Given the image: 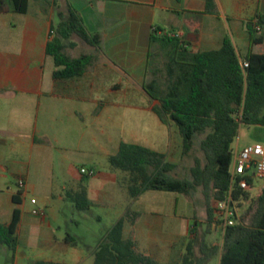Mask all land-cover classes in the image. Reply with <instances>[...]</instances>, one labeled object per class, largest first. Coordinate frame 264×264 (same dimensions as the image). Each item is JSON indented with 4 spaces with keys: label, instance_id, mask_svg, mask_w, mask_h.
<instances>
[{
    "label": "crops",
    "instance_id": "crops-1",
    "mask_svg": "<svg viewBox=\"0 0 264 264\" xmlns=\"http://www.w3.org/2000/svg\"><path fill=\"white\" fill-rule=\"evenodd\" d=\"M69 7L100 42L93 46L78 35L64 40L70 58L93 59L84 74L56 79L47 45ZM258 18L264 21V0H212L211 5L208 0H29L26 13L14 12L5 1L0 8V224H10L16 208L21 223L16 250L0 248L13 252V264L94 261L106 231L122 217L124 239L158 264H183L190 242L191 264L208 249L221 248L219 230L208 229L205 199H198L202 207L197 216V206L186 194L148 190L132 198L130 175L113 168L109 158L122 142L165 154L162 142L168 133L170 141L178 134L153 112L158 102L144 90L154 79L149 55L158 46L152 44L157 29V37L176 38L195 53L218 50L230 39L243 62L250 53H264V23L257 34L261 44H252L246 26ZM83 46H88L86 52L78 53ZM82 168L95 175L82 174ZM82 189L92 203L85 211L67 197ZM119 191L129 194L120 205ZM19 192L22 201L16 204L13 197ZM106 206H115L107 212L109 226L92 240L81 238L89 250L79 251L78 236L68 234L76 212L101 222L103 217H95L92 209ZM23 245L39 251L21 254ZM220 262L221 249L204 264Z\"/></svg>",
    "mask_w": 264,
    "mask_h": 264
},
{
    "label": "trees",
    "instance_id": "trees-1",
    "mask_svg": "<svg viewBox=\"0 0 264 264\" xmlns=\"http://www.w3.org/2000/svg\"><path fill=\"white\" fill-rule=\"evenodd\" d=\"M8 1L11 10L26 13L29 0H0V8ZM212 0H208L211 5ZM262 26L264 21L257 19ZM254 22L246 24L252 44H261ZM152 37V44L159 49L149 55L150 71L154 79L144 85V90L153 101V112L168 127L178 128L182 137L183 154L193 149L197 135L211 132L201 142L205 164L196 159L191 168V178L174 177L175 165L167 161L166 155L139 144L122 142L116 155L109 158L110 165L130 175L128 192L132 198L148 190L177 192L190 195L202 188L207 207V225L210 229L218 221L215 200L222 197L230 182L233 148L241 124L264 127V53H250L244 61L249 63L243 69L240 57L230 39H226L218 50L207 52L189 51L178 39L166 34ZM78 35L87 43L97 46L98 35H90L78 12L69 7L66 19L60 22L56 35L47 45V54L52 56L56 66L54 77L71 78L84 74L93 57L82 55L70 58L64 52V40ZM163 61L166 76L161 81L160 62ZM218 190V192H216ZM22 192L13 197L20 204ZM246 197L249 194L246 193ZM67 197L79 211L90 209L84 189L70 192ZM248 212L252 219L228 227L223 235L222 246L208 249L196 264H204L221 249L220 264H264V190L252 200ZM21 210L16 208L8 225L0 224V245L12 251L18 245V229ZM125 218L111 226L94 253V264H158L151 258L136 252L134 242L123 237ZM76 245L75 239H71ZM193 242L184 255L183 264H191ZM33 264H65L50 261H36Z\"/></svg>",
    "mask_w": 264,
    "mask_h": 264
},
{
    "label": "rangeland",
    "instance_id": "rangeland-1",
    "mask_svg": "<svg viewBox=\"0 0 264 264\" xmlns=\"http://www.w3.org/2000/svg\"><path fill=\"white\" fill-rule=\"evenodd\" d=\"M157 48H154L153 51H157L159 49V45L156 46ZM86 49H88V46L82 47L78 50V53H85ZM160 67V73L158 75V78L161 81L165 80L166 72L165 68L163 67V61L160 62L159 64ZM178 129V128H177ZM177 136L173 134L172 141L169 139V133L167 135V139L165 142H162V150L167 154L168 160L176 162V168L174 171L171 173L174 177L177 178H182V179H190L191 178V168L195 166L196 164V159H199L202 164H205V156L204 153L201 150V142L207 137V135L211 132V130H208L205 134L197 135L193 139V149L192 151L184 155L183 154V147H182V154L180 153V148H178V144L180 145L179 141H183L182 137L180 135L179 130ZM254 143H260L264 146V127L263 126H248L241 124L239 131H238V136L236 138V141L234 143V146H238L239 148H243L247 145H251ZM170 147V148H169ZM262 184V183H260ZM119 205L124 201L123 199H126L129 195L125 191H119ZM196 193V194H195ZM189 196H191V199L195 203L196 207V213L197 216H199V213L201 212L200 207H202V204H198V199H205L203 195L202 188L199 187L197 189V192L191 193ZM126 197V198H124ZM128 199V198H127ZM183 201H185V196H183ZM204 201V200H203ZM204 206V203H203ZM114 207H95L92 209L93 214L95 217L101 215L102 221L99 222L96 220V218H92L91 215L87 214L85 215L82 212H76L75 214V220L76 223H74L72 226H70V230L68 231V234L76 238H79L77 240L78 242V250L82 252H88V248L86 247L85 243H83L80 240H83L81 238L83 237H88L89 240H92V238L95 237V234H100L102 230H104L107 226L110 224V219L108 215V210ZM249 209V208H248ZM247 207H244L241 211V218L243 219L246 224H249L252 219V212H248ZM65 214L68 215L70 214V211L67 209H64ZM217 230L221 233V235H224V231L221 230L220 228L216 227ZM217 241H220V239H217ZM39 251L37 248H31V247H26L22 246L21 248V254H26V255H34ZM0 264H13V252L10 250H4L0 248ZM83 264H94L93 259L89 261H85Z\"/></svg>",
    "mask_w": 264,
    "mask_h": 264
},
{
    "label": "built area",
    "instance_id": "built-area-1",
    "mask_svg": "<svg viewBox=\"0 0 264 264\" xmlns=\"http://www.w3.org/2000/svg\"><path fill=\"white\" fill-rule=\"evenodd\" d=\"M255 29L259 33L261 25L256 22ZM242 68L249 66L247 61L241 62ZM81 173L92 177L94 170L81 169ZM262 183V184H260ZM18 187L24 191L26 183L23 179L18 181ZM264 190V146L260 143L247 145L243 148L234 146L233 159L230 169V182L222 197L215 200L218 221L213 226L225 232L228 227L241 222V211L244 207L249 208L253 199L259 197ZM218 192V190H216ZM249 194L248 197L245 195ZM35 204L36 200H32ZM35 215L40 214L34 210Z\"/></svg>",
    "mask_w": 264,
    "mask_h": 264
}]
</instances>
